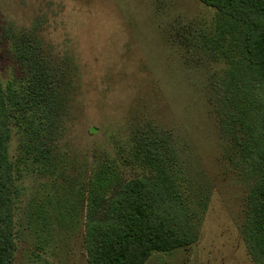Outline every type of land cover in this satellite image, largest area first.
<instances>
[{
	"label": "rangeland",
	"instance_id": "rangeland-1",
	"mask_svg": "<svg viewBox=\"0 0 264 264\" xmlns=\"http://www.w3.org/2000/svg\"><path fill=\"white\" fill-rule=\"evenodd\" d=\"M0 0V79L5 92L28 76L15 39L28 37L60 78L66 103L47 170L22 159L26 137L12 128L9 154L22 196L15 215L14 264L41 254L52 264H88L84 246L87 184L94 158L123 159L136 129L171 132L198 180L212 190L198 241L155 253L146 264H254L241 225L248 186L224 155L208 100L222 64L203 60L185 30L215 25L200 0ZM212 79V78H211ZM129 181L141 167L120 161Z\"/></svg>",
	"mask_w": 264,
	"mask_h": 264
},
{
	"label": "trees",
	"instance_id": "trees-1",
	"mask_svg": "<svg viewBox=\"0 0 264 264\" xmlns=\"http://www.w3.org/2000/svg\"><path fill=\"white\" fill-rule=\"evenodd\" d=\"M172 1V0H171ZM215 10L212 29L189 35L201 59L222 64L209 82L208 100L224 141V155L248 186L243 240L254 264H264V0H200ZM162 10L169 0H158ZM28 76L4 91L0 79V264H14L15 215L22 196L9 154L12 126L26 137L22 159L49 170V140L57 135L66 97L37 42L15 39ZM119 162L94 158L87 184L84 246L88 264H146L155 253L195 244L212 186L198 180L171 132L154 125L132 132ZM141 167L122 179L119 163ZM30 264H52L34 254Z\"/></svg>",
	"mask_w": 264,
	"mask_h": 264
}]
</instances>
